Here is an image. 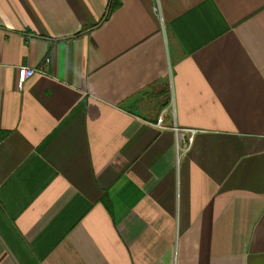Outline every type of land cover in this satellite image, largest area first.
<instances>
[{"label":"crops","instance_id":"0c3cea01","mask_svg":"<svg viewBox=\"0 0 264 264\" xmlns=\"http://www.w3.org/2000/svg\"><path fill=\"white\" fill-rule=\"evenodd\" d=\"M116 3L0 0V264H264V0Z\"/></svg>","mask_w":264,"mask_h":264},{"label":"built area","instance_id":"2783aa9c","mask_svg":"<svg viewBox=\"0 0 264 264\" xmlns=\"http://www.w3.org/2000/svg\"><path fill=\"white\" fill-rule=\"evenodd\" d=\"M154 11L156 14H158L160 16V9H159V5L157 2L155 4ZM46 62H49V61L46 60ZM36 72H37V70L34 68H31V67H20V68H18V71H17V86H18V88H21L22 85L25 83V81L27 79L31 78ZM162 122H163V119H162V116L160 115L157 118V122H156L159 128H164V126H162ZM172 130L175 133L177 145H178V142L183 141L184 142L183 146L185 149H187L192 142L193 134L195 132L193 130H181L175 126L172 128ZM186 134H188V135H186Z\"/></svg>","mask_w":264,"mask_h":264},{"label":"trees","instance_id":"16d2710c","mask_svg":"<svg viewBox=\"0 0 264 264\" xmlns=\"http://www.w3.org/2000/svg\"><path fill=\"white\" fill-rule=\"evenodd\" d=\"M117 5L118 4L116 3V0H111L110 6L107 8V10L105 12V15L101 18V21H100V23L97 26H99L100 24L104 23V21L107 19L108 15L117 7ZM97 26H95V27H97ZM95 27L83 30V31L77 33L71 39H74V38L80 37L82 35H85V34L89 33L92 29H94Z\"/></svg>","mask_w":264,"mask_h":264}]
</instances>
